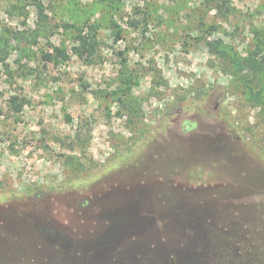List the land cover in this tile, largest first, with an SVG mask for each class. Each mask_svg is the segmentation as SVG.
<instances>
[{
    "label": "rangeland",
    "instance_id": "374dc122",
    "mask_svg": "<svg viewBox=\"0 0 264 264\" xmlns=\"http://www.w3.org/2000/svg\"><path fill=\"white\" fill-rule=\"evenodd\" d=\"M41 1L0 0V264H168L179 201L264 264V0Z\"/></svg>",
    "mask_w": 264,
    "mask_h": 264
},
{
    "label": "trees",
    "instance_id": "16d2710c",
    "mask_svg": "<svg viewBox=\"0 0 264 264\" xmlns=\"http://www.w3.org/2000/svg\"><path fill=\"white\" fill-rule=\"evenodd\" d=\"M22 1L32 2L39 14L42 15L44 11V4L41 0ZM79 40L80 46L76 50H80L86 46H91V43L85 35H81ZM253 62L255 63V59H253ZM10 103L12 104L13 110L17 112H20L24 106V103L17 96H13ZM209 149L222 151L219 148H214V145H209ZM183 198L184 197H182V199ZM136 201H139V199L136 198L129 200L128 204L130 206V215H120L118 211H116L115 215L112 217L114 225H112L111 229H122V231L116 232L119 236L115 237V242L125 239L123 236L124 234L126 235L136 230H144L146 222L143 220H136L137 212L134 205L139 203ZM114 208L118 209L119 205ZM207 208L208 207L206 205L192 206L191 204L189 205L188 203L179 201L175 205L169 206L163 211L160 209L159 213L162 215L164 221H168V228H171L172 232H174L171 236L173 244L168 247L170 250H173L172 254L174 253V256L172 255L173 259L171 257V261H169L170 259L168 260V264H171V262H173V264H222V262L225 261L231 264H251L250 261H248V258L245 257L243 252L238 247L239 242L236 241L237 236L233 235L230 230L226 228H209L207 230L206 226L209 225V222H204V220L208 219V215H210L212 210L210 207L208 209ZM220 236L222 238L218 239ZM164 239L166 240L165 237ZM169 249L165 250L168 251ZM227 249L235 250L234 256H226V254L222 253L227 251ZM222 254L225 256L224 259L223 256H221ZM250 255L251 254H247V256Z\"/></svg>",
    "mask_w": 264,
    "mask_h": 264
}]
</instances>
